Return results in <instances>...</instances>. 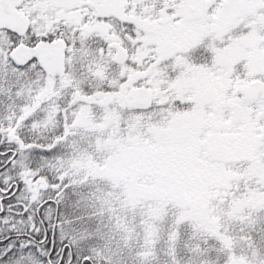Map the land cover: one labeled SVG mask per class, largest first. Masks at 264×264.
<instances>
[{"label":"snow or ice","instance_id":"snow-or-ice-1","mask_svg":"<svg viewBox=\"0 0 264 264\" xmlns=\"http://www.w3.org/2000/svg\"><path fill=\"white\" fill-rule=\"evenodd\" d=\"M0 264H264V0H0Z\"/></svg>","mask_w":264,"mask_h":264}]
</instances>
